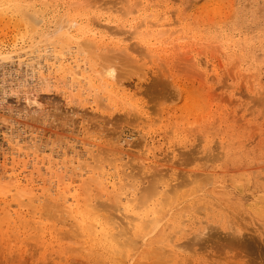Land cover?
<instances>
[{"label":"rangeland","instance_id":"rangeland-1","mask_svg":"<svg viewBox=\"0 0 264 264\" xmlns=\"http://www.w3.org/2000/svg\"><path fill=\"white\" fill-rule=\"evenodd\" d=\"M9 2L0 0V264H264V0ZM72 22L74 37L59 36ZM89 29L103 37L99 47L84 43ZM61 55L79 61L83 76L63 73ZM98 152L108 162L95 163ZM14 178L40 195L39 213L21 205L33 198L8 186ZM114 184L129 189L123 199H153L144 204L152 212L169 200L163 191L174 202L160 216L139 206L159 221L137 220L122 252L67 237L61 212L74 195H94L95 208L105 198L109 211L98 215L120 224L134 216L137 201L127 211ZM43 193L59 194L53 211L40 213L53 207Z\"/></svg>","mask_w":264,"mask_h":264},{"label":"bare ground","instance_id":"bare-ground-1","mask_svg":"<svg viewBox=\"0 0 264 264\" xmlns=\"http://www.w3.org/2000/svg\"><path fill=\"white\" fill-rule=\"evenodd\" d=\"M2 1V0H1ZM5 1L6 0H4V3H5ZM10 1V2H9ZM8 2L9 3H11V0H8ZM136 2V1H135ZM138 2V1H137ZM138 3H140L141 4V2H138ZM2 6V5H1ZM10 6V5H9ZM1 8V7H0ZM129 8H131L130 6H129ZM139 8V7H138ZM128 11V10H127ZM134 10H132V12H133ZM131 13V12H130ZM137 13V12H136ZM129 14V13H128ZM133 14V13H132ZM135 14V13H134ZM151 16V15H150ZM69 23V22H68ZM73 25V22L72 23H70V24H68V25H66L65 27H64V31L62 32V33H60L59 34V36H62V37H64L65 38V35H67L66 36V39H67V37L68 38H70V39H72L74 36L71 34V30H72V26ZM91 29H89V30H87V32L85 31L84 32V36L87 38V39H85L84 38V43L85 44H88V43H91V44H89V45H94L95 46V48L96 47H99V45L100 44H102L103 43V37L99 40L98 39V37H97V34L96 33H91ZM95 31V30H94ZM165 32V31H164ZM162 33V32H161ZM160 33V34H161ZM166 33V32H165ZM171 33V32H170ZM177 34V33H176ZM165 35V34H164ZM159 37V36H158ZM158 37H156V38H158ZM160 38V37H159ZM159 40V39H158ZM82 41V42H83ZM90 41V42H89ZM81 42V43H82ZM56 56V55H55ZM69 56V55H68ZM67 55H65V56H63V55H61V56H57V57H59V68L61 69V71L63 72V73H65L64 71H66V70H72V71H70V73L74 76V77H81V76H83V72L81 73V67H82V65H81V63L79 62V61H77V60H75V62L73 63V61H71L70 60V58H72V57H68ZM71 56V55H70ZM56 61H57V59H56ZM55 63V62H54ZM54 66V65H53ZM55 67V66H54ZM58 67V66H57ZM58 70V69H57ZM57 72V71H56ZM64 77V76H63ZM44 79H47V77H43ZM54 79H56V78H54ZM94 88H96L95 86H94ZM110 89V88H109ZM112 91V90H111ZM110 91V92H111ZM122 91V90H121ZM117 92H119V91H117ZM119 94V93H118ZM112 95V94H111ZM113 96V95H112ZM115 96V95H114ZM115 99V98H114ZM133 99V98H132ZM108 101H110V100H108ZM116 101V100H115ZM119 101V100H118ZM134 103V102H133ZM133 103L131 102V106L130 107H132V108H134V110H136L135 108L136 107H138V106H136L135 104V106H133ZM116 104V103H115ZM125 104V103H124ZM117 105V104H116ZM113 106H115V105H113ZM112 106V107H113ZM127 106H129V105H127ZM117 107V106H116ZM130 107H129V109H130ZM145 109V108H144ZM133 110V111H134ZM138 110V109H137ZM140 110V109H139ZM129 111V110H128ZM132 110H130V112L129 113H131V112H133ZM125 112H127L126 110H125ZM137 112V111H136ZM128 113V112H127ZM128 113V114H129ZM139 113V112H138ZM133 114V113H132ZM131 115V114H130ZM135 115V114H134ZM133 116V115H132ZM137 116V115H136ZM135 116V117H136ZM140 116V115H139ZM148 116V115H147ZM134 117V116H133ZM139 118V117H138ZM136 119H137V117H136ZM140 119H141V117H140ZM151 120V119H150ZM139 121V120H138ZM143 121H145L144 119H143ZM140 122V121H139ZM28 148V147H27ZM33 148V147H32ZM20 150L22 149V148H19ZM89 152V151H88ZM94 152V151H93ZM99 152H101V151H99ZM98 152V153H99ZM100 154V156L101 157H98V160H96L95 159V163H97V162H101V160L103 159V158H105L104 160H102L103 162L104 161H107V159H106V157H104V156H102L101 154L102 153H99ZM211 152L209 153V156H211ZM73 157V156H72ZM101 160H100V159ZM70 159H72V158H70ZM210 159V158H209ZM69 160V159H68ZM100 160V161H99ZM72 161V160H71ZM82 161V160H81ZM44 162V161H43ZM93 162V161H92ZM108 162V161H107ZM89 164V162H85V164ZM65 164V163H64ZM84 164V163H83ZM92 164V163H91ZM91 164H89L90 166H91ZM101 164V163H100ZM92 165H95V164H92ZM103 166H104V164H103ZM103 166H101V167H103ZM101 167H100V165H99V168L101 169ZM143 172H145V171H143ZM106 173V172H105ZM197 173V172H196ZM196 177H197V175L198 174H195V172L193 173ZM209 174V173H208ZM152 175V174H151ZM194 176V179L195 180H197L196 179V177ZM198 176H200V175H198ZM150 177H152V176H150ZM17 178V177H16ZM16 178H14V179H12V180H16ZM122 179V178H121ZM199 179V178H198ZM11 179H9V181L11 182H9L11 185H8L9 183L8 182H6L5 184V186L8 188V186H13V187H16L15 189H17V190H19V191H22L23 190V188L25 189V191L28 189L27 188V186H25L24 184H21V183H23V182H20V181H18V179L16 180V181H12ZM156 180V179H155ZM194 180V181H195ZM75 181V180H74ZM159 180H157L155 183H157ZM125 182V184H126V186H127V184H129L128 182H126V181H124ZM12 183H14V184H12ZM117 184H120V183H123V181H119V182H116ZM153 183V182H152ZM159 183V182H158ZM155 184V185H159V184ZM3 184H4V182H3ZM71 184V183H70ZM117 184H114V186L112 185V188H113V190H116L117 188H116V185ZM124 184V183H123ZM8 185V186H7ZM22 185H24V187L22 186ZM73 185V184H72ZM120 185H122V184H120ZM154 185V186H155ZM165 185V184H164ZM178 185H180V184H178L177 183V185L176 186H178ZM71 186V185H70ZM118 186V185H117ZM122 186H125V185H122ZM147 187H149V186H151V184L150 185H146ZM146 186H144V188H143V190H145V188H146V190L148 189ZM153 186V187H154ZM173 186V188L175 187L176 188V186H175V184L174 185H172ZM13 187H9V189H7V188H3V190H7V192L5 191V193H9L8 192V190H12V188ZM68 187V186H67ZM120 186H118V188H119ZM129 186H127V188H128ZM152 187V186H151ZM27 188V189H26ZM31 188V187H30ZM121 188H122V190H123V188L124 187H120L119 189L121 190ZM131 188V187H130ZM150 188V187H149ZM155 188L156 189H158L156 186H155ZM155 188H150L151 190H152V192H153V194L152 195H156V194H158V192L156 193L155 191H157V190H155ZM67 189V188H66ZM69 189V188H68ZM160 189V188H159ZM158 189V191H160ZM44 190H50V189H44ZM122 190H121V192L119 193V190H116V194H117V198L120 200V202H118L119 204H122L121 202H122V200L121 199H123V198H121V197H123L126 193H130L129 192V189L127 190V191H125L126 190V187H125V189L123 190V191H125L126 193L125 194H123L122 193ZM151 190H149L150 192L148 193V190H147V195L149 194V195H151L150 193H151ZM155 190V191H154ZM164 190H166V189H164ZM171 189H169L168 190V193H166L167 192V190L166 191H163V192H161V193H163V197L162 198H166V197H168V196H170V198H172L171 197V194L169 193V191H170ZM25 191H22L24 194H30L29 192H31V191H28L27 193L25 192ZM48 191H46V192H48ZM75 191V190H74ZM141 191V190H140ZM172 191V190H171ZM12 192V191H11ZM15 193H16V190L14 191ZM22 192L21 193H19V195H16L15 193H13V194H11V195H16V197L18 196V198L22 201L23 199H21V196H22V198L23 197H25V198H27L28 199V197L29 196H27V195H23L22 194ZM44 192V191H43ZM51 192V191H50ZM64 192H69V191H67V190H65V191H63V193ZM141 192H143V191H141ZM177 192V190L174 192L173 191V193H176ZM56 193V192H55ZM54 193V194H55ZM58 193H60L59 191H58ZM61 193H62V191H61ZM60 193V194H61ZM62 193V194H63ZM64 193L63 194V199L65 198V196L67 197L69 194L67 193ZM71 193V192H70ZM97 193V192H96ZM100 194L102 193V192H99ZM119 193V194H118ZM156 193V194H155ZM160 192H159V194H161ZM166 193V194H165ZM172 193V194H173ZM33 194V193H32ZM35 194V193H34ZM49 194V193H48ZM66 194V195H65ZM74 194H75V192H74ZM131 194V193H130ZM129 194V195H130ZM139 194H141L140 192H139ZM135 195L137 198V200H139V198L141 197L140 195ZM143 194H144V192L142 193V197H145V196H143ZM170 194V195H169ZM15 195H14V197H13V200H15V201H13V200H11V202L13 201L14 203L16 202V203H18L16 200L18 199H16V197H15ZM31 195V194H30ZM65 195V196H64ZM80 195V194H79ZM102 195V194H101ZM120 195H122V196H120ZM168 195V196H167ZM32 197L31 198H33V199H31V200H29L30 199V197H29V204L28 203H25L24 202V200H23V202L21 203V205L22 204H24V205H29V209H30V206L37 212V209H39V208H37L36 207V205H35V201L36 200H34V198H37L38 200H40V199H42V198H40L39 196H36V194L35 195H31ZM34 196V197H33ZM36 196V197H35ZM43 196H47L48 198H50L49 197V195H47V193H43ZM51 196H53V197H51L50 199H54V197H58V199H59V194L57 195V196H55V195H51ZM73 196V195H72ZM126 196V195H125ZM124 196V197H125ZM133 196V195H132ZM139 196V197H138ZM86 197H89L90 199H89V201H91V202H89V201H87V203H86V201L83 203V202H80V200H79V198H80V196H79V198H78V195L76 196V195H74L72 198H74L75 200H74V202H70L71 204H66V205H68V206H65V208L67 209H65L63 206H60V203H61V201H59V202H57V203H59L58 205H59V208L58 207H56V209L58 210V209H60L61 210V207H63V211L61 212V214L62 213H66V215L68 216V217H65V216H63V215H61V220H60V222H61V224H62V226H61V228H65V229H67V231H66V235L68 234L69 236H67V237H71L72 235L73 236H75V237H83L84 239L86 238V237H97V238H99L101 241H103V242H100V244H104V242H106V243H109V244H111V246H113L114 248H116V247H119V248H122V251H124V249H126V248H129L130 247V245L132 246V239L134 238V235H133V232H132V230H134L133 228H135V222L138 220V221H140V220H142L143 219V217H144V221L145 222H150V223H152V219H154V221H153V223L154 222H156V221H159V220H157L156 218H157V216H160L159 214H161L160 212H164L163 210H165L167 207H168V205L166 206V203L168 202V204H170V203H173L174 201H172V202H170V198L168 197V201L164 204V202H163V199L161 200V198L159 199V200H161V203H160V205H162V203H163V207H165L166 206V208H163V207H160V205L158 206V210H160V212H156V211H154V212H152V210H150L151 208H149V209H147L145 206H144V204L148 207V205H150V204H147V202L148 201H150V200H153V199H150L148 196L145 198L146 200H142V201H144V202H142L141 201V199H140V203L138 202H136L135 201V198H132V197H129L128 198V196L125 198V199H123V200H125V202L123 203L125 206H122V207H125V209H127V208H129L128 206H127V204L129 205L130 204V206L132 205V201L136 204V206H138V208H136L135 210L133 209L132 211H138V209H140V207L141 208H143L144 209V207H145V209H147L146 211L147 212H152V213H156V218L155 217H152V219L151 218H149L148 219V221H147V218H148V214H147V212H146V214L145 213H140V211H136V212H133V215H131V217L132 218H130V216H128V217H124L123 218V221H124V225L123 224H120V223H118L117 222V220H116V218L111 214H109V215H107V214H105V216H99L100 215V213L98 212V210H100L99 208L101 207V208H103L104 206H106V207H104L103 209H105V208H107V210L109 211V209H108V207H110V206H108V204H106L107 202H105V198H104V201H100V199L98 200L97 199V201L99 202V203H102V205L101 204H99V203H97V206L99 207V208H95V206H96V204H95V202L93 203V201L91 200L92 199V197H94V195L93 196H91V195H89V196H85L84 198H86ZM100 198L101 196H98V194L97 195H95V198ZM134 197V196H133ZM151 197V196H150ZM40 198V199H39ZM44 199H45V197H43ZM48 198L47 199H45L46 201H48L49 203L51 202H56V200L55 201H50V200H48ZM121 198V199H120ZM151 198H153V196L151 197ZM154 198H156V197H154ZM158 198V197H157ZM5 199V198H4ZM19 199H18V201H19ZM43 199V200H44ZM62 199V198H61ZM88 199V198H87ZM86 199V200H87ZM118 199H116V200H118ZM150 199V200H149ZM27 200V201H28ZM44 200V203H46V204H48L46 201ZM66 202H68V199H64ZM83 200H85V199H83ZM102 200H103V198H102ZM115 199H113L112 201H114ZM114 201V202H112V203H114V204H112V205H114V206H116L115 204L117 203V201ZM118 200V201H119ZM159 200H157L156 199V202H157V204L160 202ZM165 200V199H164ZM7 201V200H6ZM20 201V202H21ZM73 201V200H72ZM107 201H109V200H107ZM154 201V200H153ZM153 201H151V202H153ZM110 202H111V200H110ZM62 203H65V202H62ZM61 203V204H62ZM81 203H83V204H81ZM93 203V204H92ZM148 203H150V202H148ZM5 205L4 206H8L9 204H10V202H5L4 203ZM6 204H8V205H6ZM18 204H20V203H18ZM41 204H42V202H41ZM53 204V207H50V208H48V206H47V209H45L44 207H42V211L40 210V213L42 212L43 213V211H47V212H50V210L51 211H53V209L52 208H55V206L57 205H54V203H52ZM118 204V205H119ZM156 204V205H157ZM40 205V204H39ZM45 204H42V206H44ZM95 205V206H94ZM100 205V206H99ZM165 205V206H164ZM18 207H20V205H17ZM23 206V205H22ZM46 206V205H45ZM92 206H94V207H92ZM108 206V207H107ZM136 206H134V207H136ZM140 206V207H139ZM153 207H155V205L153 204L152 205ZM6 207H5V211H6V215H5V219H8V220H10L11 218L13 219V221H14V218L13 217H11V214H10V216H7L8 214H7V209H6ZM11 207V206H10ZM39 207V206H38ZM160 207V208H159ZM4 208V207H3ZM3 208H1L0 210L1 211H3V214H5V212H4V210H3ZM23 208H25V207H23ZM31 208V211L32 212H30L29 211V209H28V207L26 206V213H27V211H29L31 214H34V216L33 215H31V216H33V217H35V216H37V215H35L36 213H34V210ZM41 208V207H40ZM44 208V209H43ZM10 209V208H9ZM19 209V208H18ZM28 209V210H27ZM49 209V210H48ZM98 209V210H97ZM124 209V210H125ZM154 209V208H153ZM163 209V210H162ZM23 210V209H22ZM56 210V211H57ZM65 210L67 211V212H65ZM150 210V211H149ZM178 210V209H177ZM9 211V210H8ZM127 211H129L128 209H127ZM166 211V210H165ZM22 212V211H21ZM24 212V211H23ZM23 212H22V214H23ZM102 212V211H101ZM144 212V211H143ZM175 212V211H174ZM8 213H10V211L8 212ZM18 213V212H17ZM16 213V214H17ZM30 213L28 214L27 213V215H30ZM37 213H39V212H37ZM159 213V214H158ZM99 214V215H98ZM21 214H19L18 213V216H20ZM26 215V216H27ZM45 215V214H44ZM44 215H43V217H44ZM51 215H53V214H51ZM55 213H54V215H53V217L54 218H56L57 216H59V217H57L58 218V220L60 219V215H56V217H55ZM6 216H7V218H6ZM13 216V215H12ZM24 216H25V214H24ZM23 216V217H24ZM42 216V215H41ZM48 216H50V215H45V217L46 218H49L50 219V217H48ZM63 216V217H62ZM22 217V216H21ZM29 217V216H28ZM53 217H51V219H53ZM150 217V216H149ZM3 218V217H2ZM25 218H27V217H25ZM36 218V217H35ZM56 218V219H57ZM130 218V219H129ZM160 218V217H159ZM127 219H129V220H127ZM30 220V219H29ZM34 220V219H33ZM33 220H31L32 221V223H33ZM132 220V221H131ZM70 221H72V223H70ZM122 221V222H123ZM126 221V222H125ZM128 221V222H127ZM20 222H21V220H20ZM19 222V223H20ZM23 222V224L24 223H26L25 225L28 227V229L29 228H31L30 226H28V224H30L31 225V222L30 221H27V220H23L22 221ZM29 222V223H28ZM121 222V223H122ZM14 223V222H13ZM15 223H16V226H17V228L19 227L18 226V224H17V222L15 221ZM127 223V224H126ZM12 224V223H11ZM23 224H21V225H23ZM155 224V223H154ZM54 225H56V222H55V224ZM59 225H60V223H59ZM134 225V226H133ZM13 226H15V225H12V227ZM24 226V225H23ZM23 226H21V227H23ZM32 226V225H31ZM131 226H133V227H131ZM9 227V226H8ZM74 228L73 230H71V228ZM16 228V227H15ZM13 229V228H11V229H9L8 228V230H6L5 231V239H10V235L11 234H15V235H17V234H19L18 232H21V231H19L18 229ZM25 228V226L23 227V229ZM20 230H22L21 228H19ZM26 229V228H25ZM17 230H18V232H17ZM41 231H43V230H41ZM133 235V236H132ZM133 238H132V237ZM133 241H136V238L135 239H133ZM129 246V247H128ZM119 248L117 249H113V250H115L116 252H122V251H119ZM118 250V251H117ZM114 251V252H115ZM126 252H124V254H125ZM117 254V253H116ZM124 254L122 255L121 254V256H124ZM120 256V257H121ZM119 259H121V258H119ZM119 261V260H118Z\"/></svg>","mask_w":264,"mask_h":264},{"label":"snow or ice","instance_id":"snow-or-ice-1","mask_svg":"<svg viewBox=\"0 0 264 264\" xmlns=\"http://www.w3.org/2000/svg\"><path fill=\"white\" fill-rule=\"evenodd\" d=\"M36 19H37V21L39 20L38 17ZM262 61H264V58H262ZM262 97H264V91H262ZM260 179L262 182H264V153H262V157H261ZM262 225H264V217H262Z\"/></svg>","mask_w":264,"mask_h":264}]
</instances>
